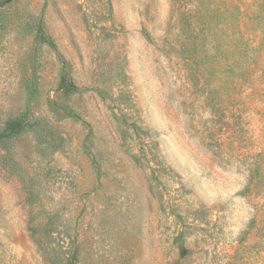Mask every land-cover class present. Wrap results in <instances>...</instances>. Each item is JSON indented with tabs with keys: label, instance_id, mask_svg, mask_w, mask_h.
Masks as SVG:
<instances>
[{
	"label": "rangeland",
	"instance_id": "obj_1",
	"mask_svg": "<svg viewBox=\"0 0 264 264\" xmlns=\"http://www.w3.org/2000/svg\"><path fill=\"white\" fill-rule=\"evenodd\" d=\"M13 120L0 264H264V0H0Z\"/></svg>",
	"mask_w": 264,
	"mask_h": 264
},
{
	"label": "trees",
	"instance_id": "obj_2",
	"mask_svg": "<svg viewBox=\"0 0 264 264\" xmlns=\"http://www.w3.org/2000/svg\"><path fill=\"white\" fill-rule=\"evenodd\" d=\"M61 87L66 95L71 94L76 89L65 79L61 80ZM25 129L26 124L22 120L6 122L0 127V143L17 138ZM26 192L28 199H32V193L28 187ZM56 219L55 214L45 209L29 211L28 232L30 237L47 264H77L76 253L73 252L72 255H69L60 245V238L62 237L64 241L65 236Z\"/></svg>",
	"mask_w": 264,
	"mask_h": 264
}]
</instances>
